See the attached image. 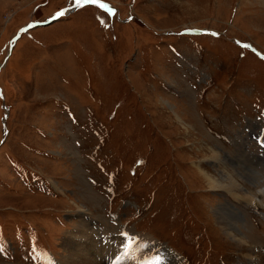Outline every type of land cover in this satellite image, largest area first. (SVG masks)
<instances>
[{"label": "rangeland", "instance_id": "1", "mask_svg": "<svg viewBox=\"0 0 264 264\" xmlns=\"http://www.w3.org/2000/svg\"><path fill=\"white\" fill-rule=\"evenodd\" d=\"M100 1L18 36L75 0H0V264H73L82 223L99 264H264V207L202 173L264 184V0Z\"/></svg>", "mask_w": 264, "mask_h": 264}, {"label": "bare ground", "instance_id": "2", "mask_svg": "<svg viewBox=\"0 0 264 264\" xmlns=\"http://www.w3.org/2000/svg\"><path fill=\"white\" fill-rule=\"evenodd\" d=\"M76 7H78V6H76ZM74 8L75 7H73V8L69 7L64 12L65 14L63 16H58L56 18V20H58L59 18H62L64 16H66V12L67 11H70V10H72ZM53 21H55V20H53ZM245 154H247V157H251V158L256 157V154H253V156H250V154L246 153V151L243 150V155L239 156L240 159L243 158V156L245 158ZM220 158H221L220 153L219 152H214L209 159L211 161H213V162H217V164H218V163L221 162V159ZM236 160H239V159L236 158ZM258 160H260V159L258 158ZM202 171H203L202 172L203 175L208 179L209 185H210V187L212 189L226 190L227 192H232L235 195L242 196L239 193H237V192L234 191V189H236V188H240L241 189V187H242L244 189V191H245V196L247 198H249V201L248 202H251L252 204L256 205V207H260V208L261 207L262 208L264 207V184H262L255 191L252 190V192H251V191H248L247 188L244 187L243 183H241L233 174H230V176H227V175L226 176H222V178L224 179L222 181L219 178L210 175L207 171H205L203 169H202ZM252 171H253L252 174H249L248 175L249 177L251 176L253 178L251 182H255V183L257 182V184L262 183L260 181L261 178L258 177L257 170L252 169ZM263 180L264 179H262V181ZM235 199L241 201V198H235ZM229 205H230V207H228L227 205L226 206L224 205V206H221V208H218L217 210L215 209L218 223L220 224L221 229L225 233H227L228 235L236 238L238 241H241L242 243H246V241L243 238L239 237L238 234L236 233V231H237L240 234H242L243 237H244V233L241 231V229L237 225V220L239 218L243 217V213L241 211L237 210L238 211V214H237L236 213V210H234L235 209L234 208L235 206L233 204H231V203ZM231 207H233L234 209L231 208ZM81 226L83 227V229H80V228L73 229L74 231H72V233L69 235V237H66V240H65V245L69 246L71 249H73L75 251V253L73 254V260H74V263L73 264H99L100 258L103 257V256H105V254H109V255H111L113 257H116V256L123 257V256L127 255L126 252L123 253V250L121 252H119V254L118 253H115L113 251V248L111 249V244H109V242H104L103 241L104 236H102V235L96 236L90 230H87L88 227L86 228V226L83 225V223H82ZM82 237H83V239H81ZM100 237H102V238H100ZM87 238H89V240ZM147 240H150V239H147ZM106 244H108V245H106ZM69 247H68V249H69ZM155 247H156V250L158 249L159 251L162 250V249H165V251H170V253L173 254V256L177 259L176 261H178V258L177 257L179 255L176 252H174L172 249H170V248H163V247H157V245ZM71 249L68 252L71 253V256H72V253L73 252L71 251ZM81 251L86 252V253H89L90 256H85L84 254L82 255L81 254ZM149 254L150 253H149L148 250H145L144 252H142V254L139 256L138 264L141 263L140 260H143V259H145L144 260L145 262L146 261H150L153 258V255H149ZM119 262L120 261H118V263Z\"/></svg>", "mask_w": 264, "mask_h": 264}, {"label": "snow or ice", "instance_id": "3", "mask_svg": "<svg viewBox=\"0 0 264 264\" xmlns=\"http://www.w3.org/2000/svg\"><path fill=\"white\" fill-rule=\"evenodd\" d=\"M75 2H76V4L79 5L80 3H88V2H90V0H75ZM64 14L65 13L61 12L58 15L63 16ZM213 35H215V34H213ZM244 47L247 48V47H249V45H244ZM262 58H264V57H262ZM154 260L156 261V264H163V259L160 256L155 257Z\"/></svg>", "mask_w": 264, "mask_h": 264}, {"label": "water", "instance_id": "4", "mask_svg": "<svg viewBox=\"0 0 264 264\" xmlns=\"http://www.w3.org/2000/svg\"><path fill=\"white\" fill-rule=\"evenodd\" d=\"M78 4H76V2H75V7L77 6ZM54 19H49V21H47V22H38V23H35L34 25H40V26H44V25H47V23H49L50 21L52 22ZM10 50H12V46L10 47Z\"/></svg>", "mask_w": 264, "mask_h": 264}]
</instances>
